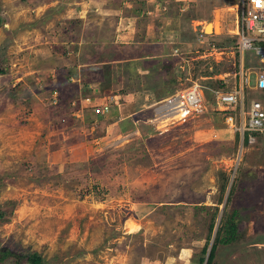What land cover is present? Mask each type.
<instances>
[{"label":"rangeland","instance_id":"obj_1","mask_svg":"<svg viewBox=\"0 0 264 264\" xmlns=\"http://www.w3.org/2000/svg\"><path fill=\"white\" fill-rule=\"evenodd\" d=\"M234 3L0 0V264H27L31 253L45 264H199L206 247L205 264L230 216L236 234L213 264H264V136L244 143L209 92L238 82ZM150 40L170 44L137 64L148 76L128 74L131 63L111 68L112 53L135 56ZM163 65L164 90L196 84L205 110L157 120L161 101L134 103L136 82L157 81ZM97 66L113 81H94ZM245 70L246 107L264 100L252 90L264 70L252 50Z\"/></svg>","mask_w":264,"mask_h":264},{"label":"built area","instance_id":"obj_2","mask_svg":"<svg viewBox=\"0 0 264 264\" xmlns=\"http://www.w3.org/2000/svg\"><path fill=\"white\" fill-rule=\"evenodd\" d=\"M231 8L234 18L231 26L234 27L235 33L230 36L236 40L235 48L240 62L237 72L238 82L228 90L214 88L209 92L215 110L222 115L225 127L236 133L239 138H246L247 142L253 140L255 136H264V100L252 99L248 101L246 107L244 106L247 70L243 71L244 54L248 50H252L257 62L264 64V0H235ZM204 37L203 32L199 30L198 40H203ZM252 90L264 93V70L256 72ZM201 93L196 84L176 91L161 101L158 110H154L155 119L158 117L165 120L168 118L181 120L185 116L202 112L206 107ZM81 103L91 106L92 98L82 97ZM101 109L105 111L106 106ZM93 112L98 115L103 114L98 108H94Z\"/></svg>","mask_w":264,"mask_h":264},{"label":"crops","instance_id":"obj_3","mask_svg":"<svg viewBox=\"0 0 264 264\" xmlns=\"http://www.w3.org/2000/svg\"><path fill=\"white\" fill-rule=\"evenodd\" d=\"M168 44H170L169 40H166V41H157V40L152 41V40H150V41L142 44L141 48L143 50H145L144 52H143V50H140L139 48L138 49L134 48L133 52H135L136 55L132 56V57L131 56L129 57L128 55H126V57H128V58H123L122 55L112 53L113 56H111V59H113V61H110V62H111V64H115V65H113L115 67L111 66V68L118 69V67L120 68L121 64H122L121 67H124V63H131V64H127V65H130L129 72L127 71L128 74L130 72H132V70H133V72H135V74H136L135 76H137V77L139 75H141V73L143 74V76H144V74H145V76H148L147 71L145 72V70L143 68H140L141 66H139L137 64L142 59H145L144 58L145 53L147 52V50H152V48H154V50L159 51L160 53L164 52L163 54H165L166 53V45H168ZM170 48H172L171 50H173V55H174L177 52L176 51L174 53V50H176V49H174L175 46H170ZM88 67H90V65ZM98 67H102V68H100V71H101L100 75L101 76L95 77L96 79L94 81H97L99 78H107V77L113 81V74H111L112 73L111 69L109 71V68H105L103 66H97V68ZM94 70H96V68ZM123 70H125V69L123 68L122 71ZM87 71H89V70L85 69L84 74H87V75L79 77V79L80 78L84 79L81 81V84H83V86H85L87 88H90L89 85L92 82L91 78H92L93 74L88 75V73H86ZM118 72H119V69H118ZM166 73H168V72L163 71L162 75L158 78L157 81L155 80V78H152V80L150 81V80H147L146 77L143 78L142 76H140L144 80H142V81L138 80L136 82V85L133 88L134 93L130 94L131 99L133 98L132 94L136 97L135 98L136 100H134V103L135 104H141V106L145 110H149L150 106L153 103L158 102V101H162L163 99L167 98V96L169 95L168 94L169 91L164 90L166 88V84L164 83V81L167 80V78H166L167 74ZM117 78H118V75H117ZM118 80H119V78H118ZM138 83H141V84H138ZM96 84H97V86H99L98 83H96ZM83 95H85V94H83Z\"/></svg>","mask_w":264,"mask_h":264},{"label":"trees","instance_id":"obj_4","mask_svg":"<svg viewBox=\"0 0 264 264\" xmlns=\"http://www.w3.org/2000/svg\"><path fill=\"white\" fill-rule=\"evenodd\" d=\"M168 68H169V66L165 67L163 65V70L164 71H167ZM171 94H173V93H169L168 96H170ZM214 114H216V113H214ZM244 143H246V138H244ZM221 180L222 181H221V184L219 186H221V190H223L225 182H226L227 179H226L225 176H222ZM6 214H7V210L0 208V224L5 222ZM231 219H232V216H230V217L226 218L225 220H223L222 226L217 229L218 232H220L219 229H221V231L223 232V235L221 234L222 236H219L220 234H217V236L214 238L213 244L211 245L209 251L207 252V257H206V260H205V264H213V259H214V255H215L216 246H218V245H227V244H230L233 241V237L236 234V232L234 230V225H233V222H232ZM205 252H206V247H204L202 249V255H204ZM202 255L197 261L199 264H202L203 261H204V257ZM7 256H8V252L4 251L3 249H1L0 250V261H2L5 258H7ZM22 259H24V261L27 264H45L43 262L42 258H40V256L38 254H36V253L27 254Z\"/></svg>","mask_w":264,"mask_h":264},{"label":"bare ground","instance_id":"obj_5","mask_svg":"<svg viewBox=\"0 0 264 264\" xmlns=\"http://www.w3.org/2000/svg\"><path fill=\"white\" fill-rule=\"evenodd\" d=\"M212 27H213L212 25H211V26H208L206 32H207L208 30H210V31L213 30ZM128 227L131 228V229H133V228H134V224H133V223H128ZM132 231H133V230H132Z\"/></svg>","mask_w":264,"mask_h":264},{"label":"water","instance_id":"obj_6","mask_svg":"<svg viewBox=\"0 0 264 264\" xmlns=\"http://www.w3.org/2000/svg\"><path fill=\"white\" fill-rule=\"evenodd\" d=\"M206 26H207V27L210 26V23H207ZM207 27H206V29H207ZM204 32H205V31H204V29H203V34L206 35ZM209 249H210V248H209ZM209 249H208V250H209Z\"/></svg>","mask_w":264,"mask_h":264}]
</instances>
